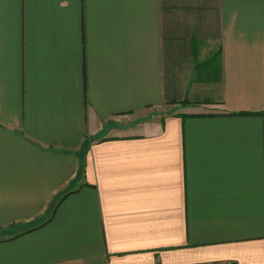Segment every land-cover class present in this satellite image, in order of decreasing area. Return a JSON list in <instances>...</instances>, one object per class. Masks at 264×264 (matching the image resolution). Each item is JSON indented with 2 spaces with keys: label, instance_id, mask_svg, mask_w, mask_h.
I'll list each match as a JSON object with an SVG mask.
<instances>
[{
  "label": "crops",
  "instance_id": "0c3cea01",
  "mask_svg": "<svg viewBox=\"0 0 264 264\" xmlns=\"http://www.w3.org/2000/svg\"><path fill=\"white\" fill-rule=\"evenodd\" d=\"M0 264H264V0H0Z\"/></svg>",
  "mask_w": 264,
  "mask_h": 264
}]
</instances>
